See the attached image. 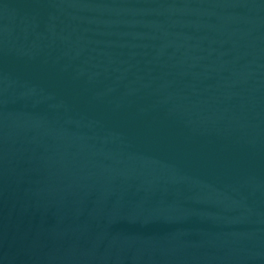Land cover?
<instances>
[{
	"label": "water",
	"instance_id": "1",
	"mask_svg": "<svg viewBox=\"0 0 264 264\" xmlns=\"http://www.w3.org/2000/svg\"><path fill=\"white\" fill-rule=\"evenodd\" d=\"M0 264H264V0H0Z\"/></svg>",
	"mask_w": 264,
	"mask_h": 264
}]
</instances>
